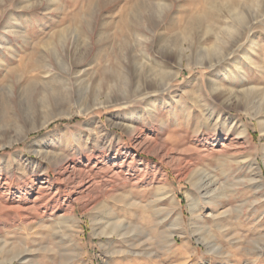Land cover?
<instances>
[{
	"label": "rangeland",
	"instance_id": "1",
	"mask_svg": "<svg viewBox=\"0 0 264 264\" xmlns=\"http://www.w3.org/2000/svg\"><path fill=\"white\" fill-rule=\"evenodd\" d=\"M199 1L165 0L166 9L154 8L145 19L126 15L133 0H30L31 9L16 8L24 0H0V41L3 34L9 40L0 56L7 63L0 67V264H264V131L253 116L260 108L264 119V21L238 37L232 56L215 49L212 58L221 61L213 72L207 65L188 68L171 56L185 9ZM248 2L252 23L264 0ZM10 17L15 34L4 28ZM126 17L133 20L128 33ZM194 46L191 52L200 54L211 42ZM163 62L180 76L170 93L158 97L169 102L159 108L161 128L143 115L144 103L119 106L123 91H109L104 72L127 67L143 75L154 71L158 78ZM239 67L246 83L235 73L233 83L219 75ZM195 77L206 97L193 90ZM209 77L226 90L257 88L247 98L254 105L249 114L230 111L247 125L250 146L221 126L216 112L228 95L210 90ZM86 107L94 108L85 113ZM37 145L47 151L42 159L29 152ZM224 153L250 154L258 169ZM252 174L262 176V190L252 188ZM86 177H93V187L69 197ZM162 183L177 203L168 193L158 200ZM187 191L201 198L199 224L191 222ZM211 209L221 214L213 219ZM178 212L183 234L174 226ZM68 214L73 221L66 227L60 217ZM98 214L138 226L137 237L95 233L91 219ZM196 226L210 234L213 253L193 232ZM168 231L175 232L174 245L166 240Z\"/></svg>",
	"mask_w": 264,
	"mask_h": 264
},
{
	"label": "bare ground",
	"instance_id": "2",
	"mask_svg": "<svg viewBox=\"0 0 264 264\" xmlns=\"http://www.w3.org/2000/svg\"><path fill=\"white\" fill-rule=\"evenodd\" d=\"M29 1L30 0H24V2H26V5H24V6L23 5L22 6L17 5L16 8L18 7L20 9L21 8H30L31 9L32 6H30V4L27 5V3H29ZM37 1H39V0H37ZM46 1L51 2V0H46ZM133 1H134L133 5L129 8V11H127L128 13H126V15H130L132 12H134V13L136 12L137 15H139L140 17H143L145 19L148 17V15H150L152 13L154 8H156L157 10L163 11L164 9H166V4H167L164 2L165 0H133ZM248 1L249 0H200L198 5H196V6L194 5L193 8L185 9L187 14L184 17V21L182 22L183 25L181 26L180 31L177 34V37L175 35L176 39H174V40L178 41V44L174 43L175 44L174 50H173V54L171 56L174 63H176V61H182V62L185 61L186 62L185 66L188 68L190 66L192 67V64L207 65L209 67V69L211 70V72H213L219 66L221 60L213 59L212 58L213 54L211 55V53H213L215 51V49H221V50L223 49L224 57H225V55L229 56V57L232 56L235 52L233 50V47H235L238 40H240L238 37L247 31L249 32L253 25L258 24V23H263V21H264V5H263L262 9L261 10L259 9L260 11H262V13L256 17L257 19L254 22H252V23L249 22L250 20H248L246 18V17H248L246 15V12H247L246 10L248 8L247 5L249 3ZM136 18H137V16H136ZM13 20H14V18L10 17L9 22L4 27L6 29V32H8L10 34L16 33L14 22H12ZM132 21L133 20H131V18H129L128 21L125 22V29H126L127 33L130 31L129 28H130V25L132 24ZM143 22H144V19H142V24H143ZM123 27H124V24H123ZM131 28H133V27H131ZM119 33H120V31H119ZM249 34H250V32H249ZM1 36H2V41H0V56L2 57L5 55L4 51L9 49V46H8L9 40H8V37L6 35L3 34ZM129 36H131V35H129ZM125 38L127 40V37H125ZM144 41H146V39ZM197 42H211V46H209L207 48L202 47L201 50L204 53L201 52L200 53L201 55L196 54L197 52L194 50L193 52H195V53H193V52H191V49L193 47H195L194 45ZM250 42H252V41H250ZM187 51H190L191 54H187ZM7 54H8V52H7ZM202 54L206 55V56L208 55V57H206V59H203ZM202 59L205 60L206 62H201ZM193 61H196V62H193ZM150 63L153 64V62H150ZM9 64H10V62H9ZM5 65H7L6 62H0V67H3ZM140 65L142 66V64H140ZM168 65H169L168 62H163V66H162L163 68H162V71H160V75L158 76V78H157L156 74H155L156 77L151 74V73H154V71L151 72L150 70H148L143 75V74H140L137 69L131 71V70H127L126 69L127 67L125 69L122 67L121 68L116 67L117 68L116 70L109 71L108 74H107V71L104 73L111 80V83L110 84L108 83L109 84V86H108L109 91L114 92V91L119 90V89H121L123 91L124 101L121 103H118L119 106H123L124 108H128L131 102H137L139 104L144 103L145 106L143 109V115L147 116L148 119H155L157 122L160 123L161 128H162L164 125V122L162 121V118H160L159 114H160L161 109H159V108L167 107L169 102H168V99H159L158 97L164 96L166 93H170L171 87H172V81L175 80V78L180 76V70L179 69L172 70L173 68L172 67L168 68ZM182 66L183 65L181 64V62H178V67L181 68ZM176 68H177V66H176ZM157 73H158V71H157ZM234 73L237 74L238 76H240L241 79L239 78V82L244 80V77H242V72L240 71V67H239V70H237L236 72L226 70V71L222 72V74L219 73V75L224 77L225 79H229L230 77L233 76ZM233 77H235V76H233ZM194 80H195V82H193V83L194 84L196 83V84L195 85L193 84L194 87H192V85H191V87L194 88L193 90H195L196 93L201 94L202 98L206 97L204 85H202V83H201L202 79L200 80L199 77H195ZM233 80H234L233 78L232 79L230 78V82L233 83ZM245 80H246V78H245ZM244 82L246 83V81H243V83ZM208 83H209L208 87L210 88V90L214 91L215 93H218V95L220 97H222V95H225V94H226V96L228 95L227 98L224 97L225 99H223V100H225V102L223 101L224 102L223 107H224V109H226L228 111L225 112L224 109H222L221 111L216 112V114L218 115L217 118H219V117H220V119L222 118L220 120L221 126H223V129L225 128V130L228 133L232 132L237 138H242L243 142L246 145L250 146V137L248 135L247 125H245L244 122L241 119H239L238 117L230 114V111L231 110L238 111L241 109L245 113L249 114L251 107L254 105H252L249 101H247V98L249 97V95L251 93H253V92L256 93L257 88L255 86H252V85H244L243 84V86H241V88H239L238 90H234V91L232 89L226 90V88H223L222 86L219 85V82L216 79V77H214V78L209 77ZM187 86L189 87L190 85H188V83H187L186 87ZM192 88H190L189 90H186V91H188L187 92L188 95L189 94L192 95V93H191V91H193ZM226 91H228V92H226ZM134 97H136V98L133 99ZM241 97H242V99H245V101H243L241 99ZM263 97H264V91H263ZM106 103H108V102H106ZM93 108L94 107H86L84 109V112L88 113L91 110H93ZM259 109L256 112H254L255 114L253 116H255V118H257L259 120L258 121L259 125H261L263 127L262 130L264 131V119L263 118L260 119V116L263 115V111H261ZM81 110H82V108H81ZM212 112H214V111H212V109H211V114H213ZM49 123H50V121H48V122L46 121V122L42 123L40 126L34 127L33 129H39V128L46 127ZM231 123H233V124L230 125ZM157 125H159V124H157ZM127 127H129V126H127ZM127 130H128V128H127ZM29 152L35 154L36 156H39L41 159L43 158V156H45L47 154V151L38 145L36 147H34ZM242 154H239L238 157H235L234 155H226V154L224 156L235 157V160L244 159V161H247L250 166L254 167V165H255L258 169V164H257L256 160L251 158L252 155H250V154L244 155L243 154V156H242ZM180 162H182V160H180ZM237 162H240V161H237ZM242 163H243V161H242ZM67 166H68V163H67ZM67 166H65L63 168L64 173L68 172ZM256 167H254V168H256ZM90 172H91V170H90ZM61 173H62V171H61ZM46 176L50 177L49 171H46ZM248 176H250V175H248ZM87 177H86L85 181H82L81 183H79V185L76 187L77 190L75 192L73 191L69 194V197L72 198V196L74 194H78L81 191H83L84 189H89V188L91 189L93 187V185H94V179H92L93 177H90V178H87ZM185 179H187V178L185 177ZM247 179L250 183H252V188H253V186H255V187L262 190L263 184L260 182V180L262 179L261 175L258 176L256 174L255 175L252 174V176L248 177ZM188 182L191 183L192 187H194L195 189H198V181L197 180L193 181L192 178H189ZM157 188L158 189L156 190L157 191L156 196H157L158 200H160L166 193H168L170 196L171 202L177 203L174 194L171 192V190L166 189L164 183H162V185L160 184V186H158ZM212 191H213V189H212ZM208 192H210V191H208ZM208 192L206 191L205 194L209 195ZM187 195H188V204L187 205H188L190 213H191L190 215L192 216L191 222L194 221V222L199 224L201 222V220L203 219V215L196 214V211L203 208L201 198L196 196L194 193H191V191H187ZM74 198H76V197H74ZM74 198H73V200H74ZM205 202H210L214 205L218 204L217 202H214V201L211 202L210 200L209 201L206 200ZM176 214L177 215L175 218V225L174 226L177 227V229L179 228L180 234H183L184 230L182 227V222H183L182 214L180 212H178ZM220 214H221V212L214 211L212 209H211L210 213H208V215L213 219H215L216 216L220 215ZM104 218L102 217V215L98 214V216L96 215L95 218L91 219L92 227H93V230L95 231V233L99 230L101 233L107 234L108 236H118V237H122L123 239L128 240V241H131L132 239L137 237V234H138V228L137 227L138 226L130 225V223H128L126 220L118 221L117 217L116 218L115 217L109 218L107 220H105ZM72 221H73V216H71L70 214L63 215L62 217H60V223H62L63 226L67 227V223L72 222ZM125 223L127 224L125 226L126 228L124 227L125 232L121 231L123 233H120L118 228L120 226L125 225ZM62 224H60V225H62ZM192 225H194V224H192ZM194 229H195V231H193V232L198 233L199 237L201 238V241H203L206 244L207 251L210 253H213L215 251L214 247H216V246L213 243H211L210 234L201 232L200 231L201 229L197 226ZM166 240L169 242V244L174 245L176 243L175 232L174 231H168ZM133 245H134V243L130 244V246H133ZM135 254H140V253L137 251ZM2 257H3V255H2ZM5 261H7V262L12 261V258L11 257L5 258Z\"/></svg>",
	"mask_w": 264,
	"mask_h": 264
}]
</instances>
